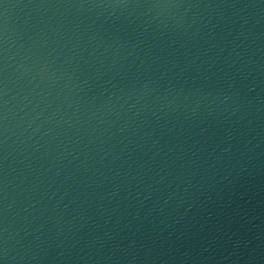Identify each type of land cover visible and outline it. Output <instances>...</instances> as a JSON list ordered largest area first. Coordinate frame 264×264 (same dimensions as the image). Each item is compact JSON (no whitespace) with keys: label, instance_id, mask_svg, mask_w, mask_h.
<instances>
[{"label":"water","instance_id":"95a60500","mask_svg":"<svg viewBox=\"0 0 264 264\" xmlns=\"http://www.w3.org/2000/svg\"><path fill=\"white\" fill-rule=\"evenodd\" d=\"M0 264H264V0H0Z\"/></svg>","mask_w":264,"mask_h":264}]
</instances>
